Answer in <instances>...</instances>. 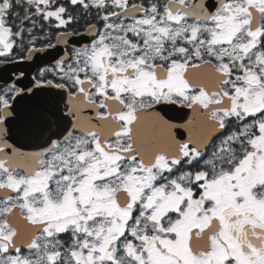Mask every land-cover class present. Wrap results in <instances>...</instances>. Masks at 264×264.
Wrapping results in <instances>:
<instances>
[{"label":"snow or ice","instance_id":"6c2138e0","mask_svg":"<svg viewBox=\"0 0 264 264\" xmlns=\"http://www.w3.org/2000/svg\"><path fill=\"white\" fill-rule=\"evenodd\" d=\"M0 264H264V0H0Z\"/></svg>","mask_w":264,"mask_h":264},{"label":"water","instance_id":"95a60500","mask_svg":"<svg viewBox=\"0 0 264 264\" xmlns=\"http://www.w3.org/2000/svg\"><path fill=\"white\" fill-rule=\"evenodd\" d=\"M23 67V66H22ZM24 70L26 72V74H28L29 76H31L32 72H33V69H29L27 67H24Z\"/></svg>","mask_w":264,"mask_h":264},{"label":"flooded vegetation","instance_id":"af4514ba","mask_svg":"<svg viewBox=\"0 0 264 264\" xmlns=\"http://www.w3.org/2000/svg\"><path fill=\"white\" fill-rule=\"evenodd\" d=\"M32 74H34V70H33ZM32 74H31V75H32Z\"/></svg>","mask_w":264,"mask_h":264}]
</instances>
